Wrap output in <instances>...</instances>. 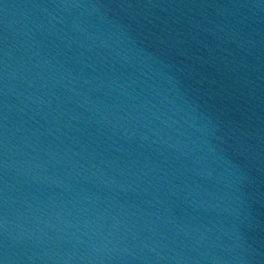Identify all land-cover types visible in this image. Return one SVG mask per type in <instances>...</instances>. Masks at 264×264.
<instances>
[{
  "label": "water",
  "instance_id": "water-1",
  "mask_svg": "<svg viewBox=\"0 0 264 264\" xmlns=\"http://www.w3.org/2000/svg\"><path fill=\"white\" fill-rule=\"evenodd\" d=\"M2 264H264V0H0Z\"/></svg>",
  "mask_w": 264,
  "mask_h": 264
},
{
  "label": "snow or ice",
  "instance_id": "snow-or-ice-1",
  "mask_svg": "<svg viewBox=\"0 0 264 264\" xmlns=\"http://www.w3.org/2000/svg\"><path fill=\"white\" fill-rule=\"evenodd\" d=\"M0 264H2V261H0Z\"/></svg>",
  "mask_w": 264,
  "mask_h": 264
}]
</instances>
